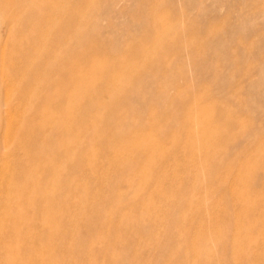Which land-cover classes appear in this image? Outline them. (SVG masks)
Returning <instances> with one entry per match:
<instances>
[{"label": "rangeland", "instance_id": "rangeland-1", "mask_svg": "<svg viewBox=\"0 0 264 264\" xmlns=\"http://www.w3.org/2000/svg\"><path fill=\"white\" fill-rule=\"evenodd\" d=\"M0 109V264H264V0H0Z\"/></svg>", "mask_w": 264, "mask_h": 264}, {"label": "bare ground", "instance_id": "bare-ground-1", "mask_svg": "<svg viewBox=\"0 0 264 264\" xmlns=\"http://www.w3.org/2000/svg\"><path fill=\"white\" fill-rule=\"evenodd\" d=\"M76 4L80 5V2ZM141 18L143 19L144 17L141 16ZM101 21H102V18L100 16V21L98 20V22L96 23V28L100 26L99 22ZM149 36H150V33L147 34V36L146 34L143 35L142 36L143 38L136 39V42L134 43V45H131L129 49L131 50V52L133 51L137 55L139 54L141 56L142 58L141 62H144L145 64H149V63L155 64L154 59H150V57L148 56V51L144 48L143 42L144 41L148 42ZM210 45H213V43ZM138 65L139 64H135L134 68L135 69L138 68ZM24 66H25V63L22 64V68L21 66L19 67L18 69L19 73L22 72V69L24 68ZM67 81L70 84L76 85L78 88L85 83V80L83 78L72 77V75L67 78ZM107 82H109V80H107ZM28 98L30 99L31 96ZM29 99L26 101V98L23 96L22 104L25 102L27 104ZM4 106L8 107L9 103L7 102L6 104L2 105L1 108H4ZM33 112L34 111L32 109L30 111L31 115L33 114ZM19 118L21 119L22 124L16 130L17 135H18V141L14 142V146H15L14 152H15V157L17 158V161H16L17 173L15 174V178L13 179V181L11 182L7 181L3 187V190H4L3 193L6 196L7 203H4L2 207V210H4L2 215L5 218L4 220L7 219V221L0 219V229H2L4 225H6L7 228L9 229V233H10L9 238L12 239L11 241H13L14 243H16V245L21 247L25 244V242L24 240H22L20 236V232H22L20 231L21 230L20 228H22L20 214L23 215L22 212L24 210H36L35 208H36L37 200L35 198V195L39 191L38 190L39 183L36 180V168L34 166V162L37 159L39 153L37 150V142H36L37 140H31L29 144L27 143L25 144V141H24L27 134L29 133L34 134L35 132L32 122H30L27 119V116L25 114H20ZM0 147L2 146L0 145ZM49 171H52V169H50ZM43 189L45 192L44 197L46 200H47L48 195H52V194L55 195L57 193L60 194L61 191L64 190L61 186H59L58 183L53 185L51 191L48 188L47 189L43 188ZM14 218H18V220L15 219L16 220L15 222L11 221ZM13 242L12 244H14ZM9 245H6V246H9Z\"/></svg>", "mask_w": 264, "mask_h": 264}]
</instances>
